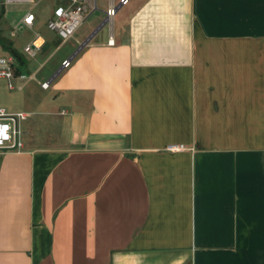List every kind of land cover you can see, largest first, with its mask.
I'll return each instance as SVG.
<instances>
[{"label": "crops", "instance_id": "obj_1", "mask_svg": "<svg viewBox=\"0 0 264 264\" xmlns=\"http://www.w3.org/2000/svg\"><path fill=\"white\" fill-rule=\"evenodd\" d=\"M119 1L64 41L1 8L0 264H264V0Z\"/></svg>", "mask_w": 264, "mask_h": 264}, {"label": "built area", "instance_id": "obj_2", "mask_svg": "<svg viewBox=\"0 0 264 264\" xmlns=\"http://www.w3.org/2000/svg\"><path fill=\"white\" fill-rule=\"evenodd\" d=\"M5 3H33L34 0H4ZM89 0H67L65 5L56 4L52 10L51 16L47 20V27L55 32L57 36L62 40H67L74 37V34L78 28L82 25L89 10L94 8L91 4L89 7ZM128 0H120L119 5H124ZM2 1L0 0V6ZM116 6L112 5L107 9V15H113ZM34 20V15L30 11H27L23 16L19 27L31 26ZM111 42V40H109ZM35 45L28 43L24 47V51L30 55L35 53ZM13 56H0V77L10 78L13 76ZM70 64L69 59L62 61L63 67H67ZM49 82L44 81L41 86L48 87ZM16 117H24L22 112L11 114L7 113L3 107H0V149L1 148H15L20 145V142L15 138L16 129L13 123ZM183 144H171L168 146L170 149H182Z\"/></svg>", "mask_w": 264, "mask_h": 264}, {"label": "rangeland", "instance_id": "obj_3", "mask_svg": "<svg viewBox=\"0 0 264 264\" xmlns=\"http://www.w3.org/2000/svg\"><path fill=\"white\" fill-rule=\"evenodd\" d=\"M2 4L0 6V12H1V8L3 6H5L6 9L12 8V7H16V9L20 10V11H25L28 7L32 9L33 13L36 15V26L39 27V29L43 32V34L45 35H49V36H55L54 32L49 30V28L47 27V20L48 18L51 16L52 14V10L54 8V6L56 4H63L65 5L67 3L66 0H34L33 3H25V4H11V3H5L4 0H1ZM92 16H90L76 31V33L74 34L75 36H82L79 35L81 33H83V31L86 30L87 25L89 23V20L91 19ZM3 20L0 19V28H3ZM5 32H9V30L7 29L4 30ZM20 35V38L18 39V41L22 42L23 38H26L28 36V31L26 28L23 29V31H19L18 32ZM74 45V49L77 47V44H75L73 42V40H68L65 45L63 46V48L61 49V51L65 50L67 48L68 45ZM73 49V50H74ZM72 52V51H71Z\"/></svg>", "mask_w": 264, "mask_h": 264}, {"label": "water", "instance_id": "obj_4", "mask_svg": "<svg viewBox=\"0 0 264 264\" xmlns=\"http://www.w3.org/2000/svg\"><path fill=\"white\" fill-rule=\"evenodd\" d=\"M107 19V16L104 18V20L102 21L101 24H104L105 21ZM101 24L96 27V29H94L79 45L78 47L76 48V50L74 51V53L72 54V56H74L85 44H87L89 42V40L91 39V37L93 36V34L95 33V31H97V29L101 26ZM71 56V57H72ZM71 59V58H69ZM59 71V70H58ZM58 71L55 72L54 75H56L58 73ZM0 150H6V148H1Z\"/></svg>", "mask_w": 264, "mask_h": 264}]
</instances>
